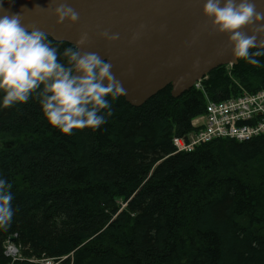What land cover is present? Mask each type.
<instances>
[{"label":"trees","instance_id":"trees-1","mask_svg":"<svg viewBox=\"0 0 264 264\" xmlns=\"http://www.w3.org/2000/svg\"><path fill=\"white\" fill-rule=\"evenodd\" d=\"M49 39L60 51L74 46ZM255 59L212 70L209 97L264 89V56ZM171 90L141 106L121 96L106 124L71 135L48 123L35 96L0 107V177L15 209L0 228V264L11 261L12 235L22 249L13 264H264V133L176 152L173 138L195 130L206 98Z\"/></svg>","mask_w":264,"mask_h":264},{"label":"clouds","instance_id":"clouds-1","mask_svg":"<svg viewBox=\"0 0 264 264\" xmlns=\"http://www.w3.org/2000/svg\"><path fill=\"white\" fill-rule=\"evenodd\" d=\"M8 2L14 4V0ZM0 10V107L27 103L35 96L48 123L69 135L74 129L96 130L106 124L112 102L125 95L126 89L109 60L82 50L88 32L81 33L75 46L60 51L48 33L24 26L21 12L9 13L4 0H0ZM50 11L60 24L79 20V13L66 2ZM203 14L216 31L228 35L235 58L259 63L255 57L264 56V39L260 38L264 11L257 10L256 0H205ZM99 35L108 41L119 39L118 33L107 29ZM12 189V183L0 177V228H7L15 213Z\"/></svg>","mask_w":264,"mask_h":264},{"label":"water","instance_id":"water-1","mask_svg":"<svg viewBox=\"0 0 264 264\" xmlns=\"http://www.w3.org/2000/svg\"><path fill=\"white\" fill-rule=\"evenodd\" d=\"M59 2H66L79 13L77 23H57L50 10ZM204 2L14 0L9 5L4 0V7L9 13L21 12L24 26L43 30L57 41L75 46L81 33L88 32L89 40L82 50L97 52L109 60L126 89V101L141 106L169 85L172 96L177 98L212 70L239 63L228 35L216 31L203 14ZM256 5L257 10L264 11V0H256ZM106 29L118 33L119 39L108 41L101 37L99 33ZM260 38L264 39V34ZM10 241L14 242L15 237Z\"/></svg>","mask_w":264,"mask_h":264},{"label":"built area","instance_id":"built-area-1","mask_svg":"<svg viewBox=\"0 0 264 264\" xmlns=\"http://www.w3.org/2000/svg\"><path fill=\"white\" fill-rule=\"evenodd\" d=\"M204 120L200 122V120ZM196 120V126H202L192 141L186 143L176 137L175 145L179 150L192 149L196 144L209 141L215 137H232L238 140H249L264 132V89L255 94L244 93L238 98L226 101H210L205 117ZM253 121V123H246ZM6 255L17 260L21 258L19 249L12 244L6 247ZM44 264H53L43 260Z\"/></svg>","mask_w":264,"mask_h":264},{"label":"bare ground","instance_id":"bare-ground-1","mask_svg":"<svg viewBox=\"0 0 264 264\" xmlns=\"http://www.w3.org/2000/svg\"><path fill=\"white\" fill-rule=\"evenodd\" d=\"M178 138H181V137H178ZM10 237H15V243H16V236L15 235H12V236H10ZM10 237L8 238V240L6 241V242H8V243H12L11 241H10ZM17 244V243H16ZM17 246L19 247V249H20V252H21V257H22V249H21V246L19 245V244H17ZM5 254V253H4ZM51 259V261H52V263L53 264H58V263H61L62 262V260L64 259V258H62V259H55V258H50ZM31 261H33V262H39V263H41L42 264V262H40V259H36V258H32V259H30Z\"/></svg>","mask_w":264,"mask_h":264},{"label":"rangeland","instance_id":"rangeland-1","mask_svg":"<svg viewBox=\"0 0 264 264\" xmlns=\"http://www.w3.org/2000/svg\"><path fill=\"white\" fill-rule=\"evenodd\" d=\"M227 69H228L229 71H231L232 67L229 65V66H227ZM7 256H8V255H7Z\"/></svg>","mask_w":264,"mask_h":264}]
</instances>
